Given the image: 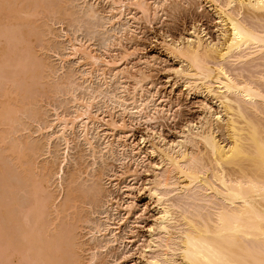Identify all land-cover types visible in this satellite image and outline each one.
Masks as SVG:
<instances>
[{
  "label": "bare ground",
  "instance_id": "6f19581e",
  "mask_svg": "<svg viewBox=\"0 0 264 264\" xmlns=\"http://www.w3.org/2000/svg\"><path fill=\"white\" fill-rule=\"evenodd\" d=\"M0 1H3L0 3L1 68V60L3 62L7 50H9V47L13 44L12 42L16 40L14 39L16 36L13 35L14 37L12 36V40L8 43L10 46L5 44L12 34V30L9 29L14 28V25L16 28H18L19 24L22 25L29 22L31 19L29 20L27 18L31 17L33 13L32 11L31 13L30 11L28 14L26 13L29 4L26 5L24 0L21 1L23 2L21 4H24L22 6L17 0H6L9 4H11L10 6H7L9 10L12 4L15 3V8L13 9L11 7L12 11L5 9V0ZM107 1L111 5L108 22L112 25L116 23H119L120 25L122 23L125 26V31L127 30L126 28L129 27L132 29V26H134V24L132 26L125 24L127 23L125 22L127 19L128 23L129 21L130 23H132L131 21H137V16L140 13L146 18H151L152 16L159 14L157 9L159 10V8L164 4L162 0H150V2L154 1L153 3H150L149 0ZM206 1V3L219 19L217 25V39L215 40L212 38V36L208 35V32L202 25H195L192 31L187 32L185 36H182L179 39L171 38L169 40L168 35L164 36L163 45L166 52L178 63V68L174 69L177 77L174 85H180L188 95L195 93L197 95L204 96L206 100L212 101V103L216 105V108H213L212 104L206 103L198 121L186 124L181 129V131L178 132V134L176 133L175 138H173V140L171 139L169 142L160 133V128L157 130L156 127L151 124L152 121L158 119V115L162 111H165L164 109L167 105L164 106L162 102L157 104L158 99H155V93H153L150 89H146V91L144 87L145 83L141 85V83L144 81H142L143 77L142 79L139 78V80H137L138 82L135 80L137 83L133 88V92H130L129 94L131 95L129 100L123 95L125 93L124 91L120 92V95H117L116 93L111 95L109 94V100L116 105H119L120 108H123L125 111H131V114L133 113L137 122L142 123V121H144L146 124L148 123L147 125L151 124L152 126H150V128L148 126V128L153 132L152 135H142V143L132 142L131 144L128 139V129L130 126L125 118H122L123 120L121 119V121H119L113 117V112L111 113L112 109L109 105H107V108L104 111L105 115H101L103 117L93 113L92 109L94 108V103L96 102L97 98L95 95L90 98L88 97V99L82 97L79 98L74 95V97H76V103H74L78 106L76 105L77 109L74 111L75 114L70 115V118L67 117L68 115L61 117L59 113H56L58 116H56V118H58L56 121L60 123V126L58 123L57 126L61 127L59 128L61 133L58 134V138L56 137V139L64 140L67 144V148L71 145L67 135L72 131L74 132L78 126L80 127L82 134L85 136L84 140H86V144H88L90 148L92 147L93 150H95V153L96 149L94 147L93 139L97 135L90 136V131L95 129L94 132H96L99 129V132L101 127H107L106 129H108V131H121V133L124 135L121 136L124 137V140H119L122 149L125 151L127 148H131L132 152L134 153L136 166L134 165L135 169H128L129 173H137L141 169L140 166L145 164L144 157H142L143 153L149 152L155 157L150 166L146 165L147 167H150L149 169H152L153 174L151 177L148 176L145 178L146 181H144L142 189H145L147 195L151 199H154L157 203L156 218L150 227L149 235L147 237L145 236L144 238L143 236H137L133 231L132 235L126 239L128 240V243H134L136 245L139 244L143 253V264H264V0ZM17 2L20 5L17 4ZM58 10L59 9H54L53 11L58 12ZM134 11L135 14H133ZM17 13H26L27 15L30 14V16L27 18H20V15ZM96 13V11H92L88 15L94 16ZM16 15L19 17L17 18ZM19 18L22 21H20ZM5 19L7 21H5L6 23L3 22ZM23 21L25 23H23ZM2 23H4L3 28L6 24H8V27H6L8 30L6 28V31L3 30ZM25 27L24 29H26L28 26L26 28ZM120 28L123 27L121 26ZM24 29H22V32ZM9 31H11V33ZM28 31L26 30L24 33ZM5 32L10 35L7 37ZM24 33L23 35L27 34ZM117 33L114 35L118 36L119 34ZM27 36L30 35L27 34L26 37ZM126 36L127 35L124 37ZM73 38L69 39L70 47L68 50L70 51L67 59L77 57V59L81 60V63L83 64L82 66L91 67V69H89L90 67L87 68L84 74L82 73L84 75L82 77H84V79L89 84L91 83L92 85L95 74L103 77L102 81H104L105 85H108L109 80H112L110 78H120V73L123 74V72H121L122 70L119 71L120 65L118 63L120 62H117L116 59H112L114 56L110 53L113 52V50L110 49V43H108V49H106V52H109L107 53V57H102L101 55L95 53V50H92L91 45H89L88 42H85V40L79 39L77 37H75V39ZM120 41L121 40L119 38V42ZM14 44L12 46H15ZM5 45H7V47ZM127 53L124 55V58L122 55L120 60H128L130 55ZM258 60L260 62H258ZM128 61H130V59ZM248 62L251 68L257 69V67H259V71L257 70L256 73L253 72L255 74L250 71L252 73V75L248 74L250 76L244 74L246 70L243 71V68L241 71L239 68H241L244 63ZM81 63L79 61V64ZM229 65L232 68L233 66H236V71L234 68L233 70L230 69ZM29 72H31V70L28 71V73ZM32 73H34L33 70L31 74ZM124 77L126 78V75L120 79L123 80L125 79ZM16 78L18 77L13 78V81L11 82L15 81L14 83H16V81L19 79L18 78L15 80ZM146 78L147 77L144 79ZM18 83L19 82L16 83L17 85H14L20 87L21 85ZM126 83L127 82L125 80L122 81L121 87H127ZM11 88H13V91L12 89L5 91V94L0 90V93L2 92L4 95L0 96V98L4 97L0 99V108L3 110V116L7 117L2 118V116L1 120H5V118L6 120H14L8 116L10 114L14 115V112L16 113L20 110L18 106H15V104L20 101L18 97L19 94L16 93V90L18 89H14V87ZM153 89L154 87L152 90ZM17 100L18 102L13 105V102ZM130 101L132 102L131 104L129 103ZM153 101L155 104L152 103ZM106 114H108L109 118L111 117V120H107L105 118ZM218 123H221L222 125H219ZM50 125L52 124H49L47 128H49ZM96 125L98 128L97 130ZM101 130V132H103L104 128H101ZM219 131L223 132L222 137L219 136ZM112 134L114 135V132ZM98 135L101 134L99 133ZM108 137L109 136H107V133L105 132V139L107 140ZM4 138H7V136ZM52 138H55V136ZM49 139L51 140V136ZM156 139H158L159 142H156ZM50 140L49 144L51 142ZM109 141L110 140H108L105 149L102 151H106L108 154H114V149L117 142H115V140H111L112 142ZM19 144L20 143H18V145ZM5 145L4 146L7 147V144ZM16 145L17 144H15V146ZM4 146L2 145V148ZM9 146L7 149L11 148ZM34 148L37 147L34 146ZM23 150L24 149L21 151ZM30 150L28 152H30ZM18 152L13 153L12 151L14 154L12 156L14 157L16 155V158L20 159L21 157L19 158L18 156H22L21 154L24 153L17 155ZM5 153L8 154L7 152ZM31 153H33V151ZM97 153L98 152L95 154ZM12 156L11 158H13ZM8 157H10V155ZM16 158L14 157L12 160H16L15 163H18ZM27 158L23 159L25 161L22 159V161H19L20 168H18V170H20L21 174L19 172L18 173L22 175L20 180L24 179L26 182L25 183L21 181L20 184L24 183L25 185L32 187V190L29 189L25 191V194L30 193L32 198L29 196V200L28 197H26L29 200V202L27 200L29 204L27 205L25 202L27 208L21 207L22 211H17L21 212L19 215L23 214V216H19L17 214V218V212L14 213L15 210L19 208L16 198L19 196L18 193L24 189H27V186H24V188V184L18 185L19 183H15L17 184V187L15 184H12V182L10 183L12 184L10 187L15 185L16 188H19L18 190L21 191L16 193L18 196L14 199L13 197L16 196L14 193L18 190L13 186L16 190L12 187L11 191L13 193L9 191L8 196H13L8 198L10 200L7 201L11 202V200L14 199L12 202H14V204L17 202V207H14V204L6 205V202L4 203L1 200L2 204L8 206L9 208L5 206L6 209L8 208V210H5L3 207V210L0 212L3 211V215H5V217L7 215L6 218L12 217L10 219L11 221H14L12 224L19 220V222H17L18 224L15 223L19 225L20 220L22 219L21 221L24 223V225H28L30 223L29 226L32 227L30 228L26 225V227H28L30 230L23 228L25 226L22 225L21 222L20 226L21 229H23L21 230L20 226L17 228L16 225L10 224L14 230L20 229L19 231H23L22 235L18 230L17 231L19 233L15 231V234H19V238L22 239L20 243V240L18 242V237L16 239L12 238L13 236L16 237L14 233H11V235L13 234L11 237L12 239L8 237L10 233H7L6 231L9 230V227L11 228V226L6 225L5 227L2 225L1 222H3V219L1 221V218L5 217H0V234L3 236L2 237L0 235V239L4 238V233H7L8 235L7 239L0 241V244L2 243V246L0 245V264H29V262H32L33 264L35 260L37 261L34 264H36L38 261V264H45L43 259L46 260V258V262H48L46 264H50L49 261L53 263L54 260H57V264H78V256L76 252L74 254L72 253L73 256H71V258H69V255L65 257L66 255L62 252V254H58L60 250L64 251L67 249L66 247H71L72 245L74 246L72 243V238L71 242L69 240L71 237V234L68 233L69 231L67 232V235H70V237L67 235V237L65 235L61 237L62 235L60 234L61 236H59V238L61 240L55 239L56 241H47L49 244L45 243L46 241L41 240L45 237L47 238L45 230H47V228L49 229V227L46 226L49 224L46 221L48 219L46 217L51 216L50 212L53 210L55 212L52 213L55 214L56 212L59 213L62 211L57 208L55 209L60 195L56 197L54 196V198L53 195L55 194L52 195V190L51 192L49 190L50 187L48 186V181L50 180H48L49 177L47 173L51 167H49V170L47 171L48 168L45 165L46 169L41 171L40 169L42 168L38 169L35 166L33 159H31L33 160L31 162H33V166L35 168L30 164L28 165L26 162L30 161V157L28 158V161ZM63 161L65 164L66 159ZM64 164H62V166L60 165L61 168L56 174V177L58 175V179L56 180L59 181L60 179L61 185L63 184L64 179ZM156 167L159 168L157 169ZM50 171L52 172V170ZM127 171L125 170L121 172L118 178L127 175ZM53 172L55 173V171ZM18 175L17 177L20 176ZM50 176L52 177V175ZM4 179L5 178H3V180ZM126 179H128L127 176ZM132 182V184L126 186L128 191L135 187V179H132ZM10 184L8 183L6 185L9 186ZM21 186L23 188H21ZM115 186L119 190L123 188L120 181L117 182ZM4 187L5 184L3 185V188ZM4 192L8 193L6 192V189ZM179 194L187 197L188 201L192 200L193 202L191 203L189 201L190 203H185V201V204L179 205L180 203L178 204L176 200V203H174V201H172V197ZM129 195L130 194L128 193V196ZM128 198L130 199V197ZM18 200L20 199L18 198ZM1 201L0 205H2ZM19 203V206H22L23 201ZM110 205L111 207H116V211L118 213L124 211L125 215H128L126 218L125 215L122 218L125 219L124 224L130 221V215L133 214V210L135 208L133 200H128L126 206L122 205L120 201L114 202V204L112 203ZM57 207L59 208V206ZM23 209H25V211H23ZM4 210L5 212L9 213H5ZM0 215H2V213ZM120 224L121 223L119 221L116 223V226H114L113 229H111V225L108 223L105 227L95 225V229H97V232L101 235L110 230L113 235V240H111L110 243H114L118 241V236L121 229V226H119ZM70 227L72 226H69V229ZM58 229H56L57 232L60 230ZM66 229L68 230V228ZM51 230L53 231L52 228ZM10 231L11 229L8 232ZM55 231L52 232L53 235L57 234ZM70 231L72 232V230ZM43 236L45 237L43 238ZM13 239L17 242H15ZM32 242H36L37 246L33 243L31 248L30 245ZM50 242L54 243V245ZM56 242L57 244L61 242L60 247L55 244ZM22 243L24 247H21ZM24 244H29V246L27 247V245ZM45 244H48L46 245L48 247H46ZM50 244L53 245L52 247L54 248H52ZM55 245L58 246L57 248H60V250L58 249L59 251L55 250L57 253L53 252V249H57L55 248ZM41 246L42 249L38 248L39 251L45 250L50 246L51 252H49L55 254L54 256L52 255L53 259L49 258V260L48 257L50 255L48 256L44 253V256L43 253L40 254L36 250L37 247ZM43 247L45 248L43 249ZM61 247H63V249H61ZM69 249L70 251L73 250L72 248ZM69 249L67 250L69 251ZM31 251L33 252L29 256ZM62 255H64V257ZM63 259L65 260L63 261Z\"/></svg>",
  "mask_w": 264,
  "mask_h": 264
},
{
  "label": "rangeland",
  "instance_id": "374dc122",
  "mask_svg": "<svg viewBox=\"0 0 264 264\" xmlns=\"http://www.w3.org/2000/svg\"><path fill=\"white\" fill-rule=\"evenodd\" d=\"M8 1L5 0V5H4L6 6L5 9H8L7 6L11 5L8 3ZM17 1H19L20 4L23 3L21 2L23 0H17ZM24 1L26 5L29 4L26 13L28 14L29 11L30 13L32 11L33 14L31 15V17H28L30 16V14L27 15L26 13L25 14L17 13V14L20 15V18L28 17L27 19L29 20L31 19V20L30 21L28 20L29 22L25 23L24 22L25 19H24L23 23L25 24H22L23 25L22 26L21 24L18 23L19 24L18 28H16L15 25L13 26L14 28L12 29L9 27L10 28L9 30H12L11 35L5 32L7 34V37L8 35H10L8 41L6 40L7 43L5 42L4 39L5 44L9 46L10 44L8 43L12 40L11 38H13L14 36L16 37L18 36V37L17 38L15 37L14 39L16 40L12 42L13 44L15 43L14 44L15 46H12L13 45L12 44L9 47V50H7V53L5 54V58L3 57L4 58L3 62L1 60L2 67L0 68L1 69L0 90L3 91V93L5 94V91L11 89L13 91V88L11 87H14V89L15 88L18 89L16 90V93L19 94L18 97L20 99L19 102L18 100L13 102V105L18 102L17 104H15V106H18L20 110L18 109L19 110V111L17 110L18 112L16 113L14 112L13 113L14 115L12 114H10L9 116L7 115L8 117L14 120L11 119L6 120L7 117L3 116L4 115L2 114L3 110H1L0 108L1 111L0 136L2 135L0 137L1 138L0 139L1 142L0 143L1 144L0 201L2 200L4 203L6 202V205L14 204V202L12 201L19 195L18 198L20 200L16 198L18 204L17 202H15L19 208L15 210L14 213H16L17 211H22L23 207L27 208V205L29 204L28 202L30 200L29 198L30 197L32 198V196L30 193L25 194L26 193L25 191L29 189L32 190V187H29V185H25L24 183H21L22 185L24 184L23 187L27 186L26 190L22 189L23 191H21L18 190L19 188L18 189L16 188L17 184L15 183H19L18 185H21L20 184L21 181L25 182L24 179L20 180L22 175H20L21 174L20 170H18V168H20L19 161L21 159L23 160L26 159L27 157L28 158L30 157L29 158L30 161L26 162L28 163V165L30 164L33 166V162H34L35 166L38 169L42 168L40 169L41 171L45 170L46 166L48 168L47 171L49 170V167H51L50 170H52V172L49 170L48 172L49 174L47 173L49 177L48 180H50L48 181L49 182L48 186L50 187L49 190L50 192L52 190L53 192L51 193L52 195L55 194L53 195V197L60 195V198L58 199L59 201L57 200L56 203V205L59 206V208L55 205L56 206L55 209L57 208L59 210H62L59 213L56 212L55 214L52 213L55 212L52 209L53 211L50 212L51 216L46 217L48 219L45 220L49 224L51 223L53 224L46 225L49 227V229L46 227L47 230L49 231L45 230L47 238L45 237L46 236L45 235L43 236V238L44 237L45 238L41 240L46 241L45 243H48L47 241H51V240L54 241L55 239L61 240L59 236L62 235L61 237H63L64 235L66 236L69 233L71 234V237L70 235L67 236L70 237L69 238L70 242L72 238V243L74 244V246L72 245L71 247H66L67 249L72 248L73 250L70 251L69 249L68 251L67 249H65L67 251L64 250L65 251L64 252L63 250L61 251L60 248H57L58 246L60 247L61 242L59 244H57L56 242L55 244H57L58 246L55 245V248L57 249H53L54 253H57V251L55 250L59 249L60 251L58 250L59 251L58 254L64 253L66 255L65 257L69 255L70 256L69 258H71V256H73L72 253L74 254L76 252L78 256L77 257L78 264H82V263L83 264H143V260H144L143 253L141 251L142 249L139 246V244L136 245L134 243H128V240L126 239L130 235H132L133 231L137 236H141V237L143 236L144 238L145 236L147 237L149 235L150 227L156 218L157 203L154 199H151L147 195L145 189H142V185L144 181H146L145 178L148 176L151 177L153 174L152 169H149L150 167L147 166H150L151 162L154 161L153 159L155 157L153 156V154H150L149 152L143 153L142 157H144L145 164L140 166L141 169L137 173L135 172L129 173L130 169H135L136 166L135 157L131 148L129 149L127 148L125 151L122 149L120 145V141L124 140V137H121L123 134L121 133V131H112V130L108 131V129H106L107 127H101L102 129L104 128V131L101 132L102 130L100 128V131L98 132L99 129L97 128V125H96V130L97 129L98 130L96 132H94L95 129H93V131H90L91 133L90 136L97 135L96 137H94V139L92 138L96 152H98L97 154H95L96 152L94 153L95 150H93L92 147L91 149L89 145L86 144L87 142L86 140H84L85 136L82 134L81 129L78 126L74 130V132L72 131L67 135V137H69V141L71 144L67 148V144L65 143L64 140L56 139L58 134L61 133L59 130V128H61L59 127L60 123L56 121L58 120L56 116L59 113L61 117L68 115L67 117L70 118V115L75 114L74 111H76L77 109L76 107L78 105L75 104L76 97H74V95H76L79 98L82 97L86 99H88V97L90 98L93 95H95L98 99L96 98V102L94 103L95 105L94 108L92 109L93 113L100 116L105 115L104 111L106 110L107 105H109L112 109L111 113L113 112L112 113L113 117H115L119 121H121L122 118H125V120H127V123L130 126L128 129V134H129L128 139L130 144L132 142L142 143L143 142L141 140L142 135L144 136H148L149 134L152 135L153 132L151 129H149L151 124H153V126L156 127L157 130L160 128V133L162 134V136L165 137L166 140L170 142L171 139L173 140V138H175L176 133L178 134V132H180L181 129L186 124L190 122L198 121L206 103L212 104L213 108H216V105L213 104L212 101L206 100L205 97L202 95H197L195 93L188 95L187 92H185V90L182 89L180 85H174L177 80L174 69L178 68V63L176 60L171 58V56L166 52L163 45V41H164L163 37L168 35L169 40L171 38L179 39L180 37L185 36L187 32L192 31L195 25H202L204 29L208 32V35L212 36V38L216 40L217 30H218L217 25L219 19L217 18L216 14L212 11V9L209 7V5L206 3L207 2L206 0H162L164 4L159 8V10L157 9V12L159 13V14L157 13L158 15H154L151 18H146L140 13L137 16L138 19L137 21H131L132 23H130L129 21L131 25L128 23V19H127V21H125L127 23L125 24H128L129 26H132L134 24V26H132V29H130L129 27L126 28L127 30L125 31V26L122 23L120 25L119 23L112 25L108 22V16L110 15L109 12L111 10V5L107 0L106 1L105 0H24ZM1 2L3 1H0V3ZM153 2L154 1H151L150 3ZM19 3L17 2V4ZM14 4H12L11 6L13 9L15 8ZM22 5L24 4H21V6ZM54 9L55 10L59 9L60 12L59 10L58 12L53 11ZM92 11H96L97 13L94 16L91 15L89 16L88 14H90ZM133 14H135V11ZM18 17L19 16H17V18ZM5 21L6 19L3 22L6 23L7 21L6 22ZM20 21L22 20L20 19ZM4 23H2V28L4 26ZM26 24L28 27L26 26ZM121 26L123 28H120ZM6 27H8V24L5 25L3 30H5ZM24 27L26 29H24ZM6 29L8 30V28ZM22 29H24L23 32ZM123 29H124V34H123ZM26 30L27 31L29 30L28 32H26L27 34L30 35L27 36L28 38L26 37L27 34L24 33V31ZM9 32L11 33V31ZM19 32H21L22 35L23 33L26 35L22 36L21 33ZM115 33L119 35L115 36L114 35ZM125 35H127L126 36L127 38L124 37ZM75 37L79 39H83L85 40V42H88V44L91 45V49L95 50L94 52L97 53L98 55H101L102 57L103 56L107 57V53L109 52H106V49H108V45H109L108 43H110L111 44L110 49L113 50V52L110 53L114 56L112 59H116L117 62H120L118 63L120 65V66L118 65L120 70L119 69L118 70L119 71L122 70L121 72H123V74L122 73H120L121 75L119 74L120 75L119 77L122 79V77L126 75V78L124 77L125 79L123 80H121L118 77H117L118 79L110 78L112 79L109 80L110 85L109 84L105 85L104 81H102L103 77H100L98 74H95L92 85L91 83L89 84L82 76H84L83 74L90 66L88 67L82 66L83 64L81 63V60L77 59V57L76 58L72 57L70 59H67L70 51L68 50V48L70 47L69 39L70 38L75 39ZM119 38L121 40L120 42H119ZM7 45L5 46L7 47ZM126 53L130 55V58H128V60L130 59V61H128L127 59L126 61L125 59L120 60L122 58V55L124 58V55ZM79 61L81 64H79ZM258 62L260 61L258 60ZM229 67L232 70L234 68V70L236 71L235 69L236 66L235 67L233 66L232 68L229 65ZM258 68L259 67H257V69L251 68L248 62V63H244V65H242V67L239 69L240 70L243 69V71L246 70L245 73L244 72L243 73L246 74L247 76H250L248 74L252 75L253 72L256 73ZM89 69H91V67ZM30 70L31 72L33 70L34 73L32 74L31 72L28 73V71ZM27 75L30 77H28ZM15 77H18L20 79V80L18 78L15 79V80L17 79L19 80V81L17 80L16 83L19 82L18 84L21 85L20 87L15 86L17 85L16 83H14L15 81L11 82L13 81L12 79ZM145 77L147 78L144 79ZM139 78H141L142 81L144 80L143 83H141V85L145 83L144 84L145 90L150 89L153 93H155V99L156 98L158 99L157 104H160L159 102H162L164 106L167 105L164 109L165 111H162L158 115V119L152 121L150 125H147L148 123L146 124V122L144 121H142V123L137 122L133 113L131 114V111H125L123 108H120L119 105H116L115 103L109 100V94L111 95L113 93H116L117 95H120V92L122 91L125 92V93L123 92L124 93L123 95L129 100V97L131 96L129 94L130 92L131 93L133 92V88L135 84L138 82L137 80H139ZM124 80L127 82L126 83L127 87H125L127 91L125 90V88L121 87L122 85L121 82ZM151 87L152 88L154 87V89L152 90ZM70 93L73 95H71ZM1 95H3L2 92L0 93V96ZM129 103L131 104L132 102L130 101ZM152 103L155 104L154 101ZM1 117L2 118L6 117V118L5 120L3 119L1 120ZM105 118L107 120H111L110 119L111 117L109 118L108 114H106ZM57 123L59 124V126H57ZM49 124H52L49 126L50 129L47 128ZM218 124L222 125L221 123ZM105 132L107 133V136H109L107 140L105 139ZM113 132L114 135L112 134ZM221 132L222 131L218 132V134L220 133L219 134L220 137H222L223 134V132L222 133ZM99 133L101 135H98ZM6 136L7 138H4ZM50 136H51V140L49 139ZM54 136L55 138H52ZM2 139L5 141H3ZM49 140L51 141L50 144H49ZM108 140L110 141L115 140V142H117L115 145L114 154L112 153L108 154L106 151L105 152L102 151L105 149ZM155 141L159 142L158 139H156ZM2 142L7 144V147L11 145L9 146L11 148L7 149V147H5L6 145ZM18 143L20 144L18 145ZM15 144H17L18 146L16 145L17 146L16 147ZM2 145L5 146L2 148ZM34 146L37 148H34ZM29 148L33 151V153H31L32 151ZM22 149L24 150L27 149V150L21 151ZM29 150L30 152H28ZM1 151H3L4 153ZM12 151L13 153L19 151L18 154L16 153L17 155H20V153H24L25 155L24 154L21 155L22 156L24 155L26 158L24 156H23L24 158L22 156H18L19 158L21 157L20 159H18L16 158L17 156L15 155L14 157L17 159L18 162L15 163L16 160L15 161L12 160L14 158L12 156L14 155ZM5 152H7L8 154H6ZM26 152H28L29 154ZM9 155L10 157H8ZM11 156L13 158H11ZM31 159H33L34 161ZM65 159H66V163L64 164L63 160ZM62 164H64L65 166L64 167L65 172L63 176L64 177L63 184L61 185L60 179L59 181L56 180L58 179V175L56 177V174L58 170L61 168ZM156 168L158 169L159 167ZM122 170L123 171L128 170L127 171L128 174L125 175L124 177L122 176L121 178H118L121 172H123ZM53 171H55V173ZM17 175L19 177H17ZM50 175H52V177ZM128 175L129 176L132 175V176L129 177ZM126 176L128 179H126ZM3 178L5 179L3 180ZM132 179H135L136 184L132 190L130 189L128 191V188L126 186L133 183ZM119 181L121 182V186L123 187V188L121 187L122 189L120 190L115 186V184ZM1 183L3 185L5 184L4 188L8 193L4 192L5 189L3 188V185ZM8 183L9 184L12 183L16 185L13 186L18 191L17 192L14 191L15 192L14 194L21 191L20 193H18V195L16 194V196L13 197L14 199L11 200V202L7 200H10L8 198L13 196V195L8 196L9 191L12 192L11 190L13 186L10 187L12 184L7 186L6 184ZM23 187L21 186V188ZM2 188L4 189V191ZM8 188L11 189L9 190ZM128 193L130 194L129 196ZM26 197H28L29 200ZM128 197H130V199ZM184 197L185 196L180 194L175 195L172 197V201L176 203L175 201L177 200V203L178 204L180 203L179 205L193 202L192 200L191 201L189 200L190 201L189 202L188 198L187 197L184 198ZM21 200L23 201V204L22 206H19L20 205L19 202H22ZM128 200L134 201L135 208L133 210V214L130 215V221L124 224L125 219L122 218L125 215V212L122 211L121 213H118L116 211V207H111L110 204L112 203L114 204V202L120 201L122 205L126 206ZM25 202L27 205L25 204ZM16 204H14L15 205L14 207H17ZM6 205L4 204L0 205V211L3 210V207L5 210H8L9 207ZM5 206L8 208L6 209ZM23 211H25V209H23ZM1 213L2 215H0V217L2 216L5 217V215H3V211L0 212V214ZM19 213L21 212H17L16 216L17 214L19 215ZM19 216H23V214ZM127 216L128 215H125V218ZM5 218H1V221L3 219V222H1V224L4 225L5 227L6 225L9 226L11 224V225H16V227L19 228V226L21 225L22 219L20 220L19 225H17L18 224L17 222H19V220L17 221L15 220L16 221L15 223L17 224L15 223L12 224L14 222L13 220L12 221L10 220L12 217L6 219ZM119 221L121 223L119 225L121 226L120 234L118 236V241L114 243H110V241L113 240V235L110 230H108L106 233H103L104 235L103 236L97 232V229H95L96 228L95 225L105 227L107 223L110 224L111 229H113V227L116 226V223H118ZM22 225H24L23 222ZM26 225H24L25 227L23 228H27L28 230H30L28 227H26ZM29 225L30 223L27 226ZM69 226L72 227H70L69 229ZM29 227L31 228L32 226ZM53 227L55 228V230L59 228L60 229V230L58 229L59 232H57V230L55 231ZM51 228L53 229V231L51 230ZM66 228H68V230ZM10 229L11 231L8 232ZM9 230H7L6 232L10 233V235L8 236L7 233H4V238L0 239V241L7 239V236L11 238L13 236V234L11 235V233H14L16 237L13 236L12 238L16 239L18 237L17 238L18 242L20 240L21 243L22 239L19 238V234H15L16 233L15 231H17L18 229L14 230L13 227L11 226V228L9 227ZM70 230H72L73 235ZM54 231L57 234L53 235L52 232ZM19 232H21L20 234L22 235L23 231H19ZM47 232L49 233V235ZM14 241L17 242L16 240ZM33 243L34 242H32L30 245L31 248ZM50 243L54 245V243L52 242ZM48 244H45V246ZM51 244L50 246L52 247L53 245ZM34 245L37 246L36 242L34 243ZM28 246L29 244L27 245V247ZM50 246L49 248H47L48 250L45 249L39 251L38 248L42 249V246L37 247L36 250L40 254L45 253L48 256L50 255L49 257L47 256L48 259L49 258L53 259L52 257L55 254L50 253L51 252ZM21 247H24L23 243ZM63 247H61V249H63ZM44 248L45 247H43V249ZM32 252L33 251L29 253V256L31 255ZM62 256L64 257V255ZM69 258H65V259H69ZM65 259H63V261ZM43 260L41 261H43L45 264L48 263L46 262L47 258L46 260L45 259ZM36 261L37 260H35V262ZM49 262L50 264L52 263L51 261ZM56 262L57 260L56 261L54 260L52 264H55ZM38 263L39 261L36 264ZM29 264H32V262H29Z\"/></svg>",
  "mask_w": 264,
  "mask_h": 264
}]
</instances>
